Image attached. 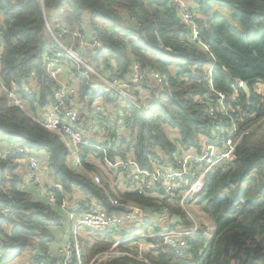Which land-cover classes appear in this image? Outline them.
Returning a JSON list of instances; mask_svg holds the SVG:
<instances>
[{
    "label": "trees",
    "instance_id": "1",
    "mask_svg": "<svg viewBox=\"0 0 264 264\" xmlns=\"http://www.w3.org/2000/svg\"><path fill=\"white\" fill-rule=\"evenodd\" d=\"M188 1L196 5L202 16L197 21L210 54L188 42L187 29L166 0H43V6L41 0L0 2V11L5 14L0 32L6 39L0 78L6 88L19 89L25 103L21 109L5 94L0 95V139L29 150L15 159L5 157L11 145L0 153L1 244L10 250L2 264H15L27 255L28 264H60V257L50 256V245L55 240L50 229L62 226V213H66L63 204L73 203L79 194L88 196L109 214L120 211L112 206L111 198L154 212L169 207L171 215L183 216L180 207L165 200L110 189L102 169L94 162L85 161L84 170L75 167L64 141L41 124L37 109L47 106L52 109L56 104L55 94L60 90V83L48 74L43 60L47 49L54 44L45 25L48 19L55 35L60 33L59 23H66L69 34L99 42L101 48L90 50L88 56L79 47L74 49L97 72L114 73L119 80L130 82L133 65L137 63L145 71L164 74L168 80L163 87L152 80L131 85L133 91H139L136 106L103 88L93 91L92 75L70 71L73 78L67 84L77 90L76 105L87 111L88 123L82 126L87 136L92 131L89 120L94 121L95 108L101 106L106 111L108 128L111 132L114 130L111 143L101 146L108 159L133 158L142 168H148L150 160L161 152L171 155L183 147L199 149L204 138L212 136L215 123L209 108L199 98H207L211 90L231 97L239 82L248 83L252 93L259 80L264 81V0ZM64 7L71 12L57 22L53 14ZM214 11L216 16H212ZM209 16L212 17L209 19ZM62 40L66 42L65 38ZM168 49L172 54L166 52ZM213 62L216 63L214 86H209L204 68ZM191 66L197 67L199 76L188 72ZM67 67L73 68V65L70 63ZM32 74L37 92L27 93L24 83ZM238 93L241 113L256 115L253 122H245L244 129L263 121L264 99L254 93L248 97L241 89ZM144 101H152L154 106L147 110L143 107ZM122 118L131 131L126 138L115 131L123 123ZM260 127L262 131L255 130L238 142L230 163L206 177L203 192L196 200L201 217L214 227L211 243H207L208 233L203 228L189 240V250L185 252L176 253L163 246L151 250L145 255L150 264H264V123ZM92 150L84 147L81 158L86 160ZM94 151L100 158L98 164L107 168L104 151ZM23 158H36L49 172L58 187H51L56 195L55 205L38 202L27 191L26 174L16 173L18 161ZM93 174L102 177L100 185L91 177ZM5 208H10L12 213L3 215ZM87 232L94 239H81L85 264L109 250L115 242L109 233ZM149 242L158 245L156 240ZM38 251L42 255L36 256ZM129 252L139 256L138 250L129 249ZM103 264L142 263L119 257Z\"/></svg>",
    "mask_w": 264,
    "mask_h": 264
},
{
    "label": "built area",
    "instance_id": "2",
    "mask_svg": "<svg viewBox=\"0 0 264 264\" xmlns=\"http://www.w3.org/2000/svg\"><path fill=\"white\" fill-rule=\"evenodd\" d=\"M169 7L176 11L179 15L181 23L187 29V39L190 44L198 47L203 53L210 54L208 45L204 43L201 37L200 26L198 21L202 16L198 13L196 5L190 3L188 0H166ZM2 4H13L16 0H0ZM43 6V0H41ZM71 9L68 7L61 8L58 12L53 14L56 21L60 22L65 19ZM217 11H214L212 16H216ZM209 16V19L210 17ZM5 20V14L0 11V26ZM46 28L51 34L54 44L47 49L44 56V63L48 74L57 82L60 83V90L55 94L56 104L52 107L46 122L41 124L50 132L59 135L64 141L69 154L72 158L75 167L84 170V162H93L94 158H99L98 153L94 150L104 151V163L107 168L121 172L123 176L127 177V182L124 183L125 189L121 192L138 193L144 195H151L156 200H165L170 205L180 207L184 212L183 216L178 214L171 215V210L166 207L160 212L158 223L153 225L146 221L148 214L144 208L139 207L133 203H123L116 199H111L112 206L118 208V214H109L107 211L97 205L94 200L89 199L84 194H79L73 203L65 202L63 209L69 216L70 228V242L60 250V264H85L84 253L81 245V238L79 231L85 229L86 231H95L99 233H109L115 239L111 248L105 252L100 253L88 264H103L112 259L119 257H127L135 259L142 264H150L145 255L151 250L159 249V246L167 247L174 250L176 253H182L189 250V240L196 236L201 229H205V234L208 233V220L201 217L200 222L194 217L188 209V205L193 201L196 203L197 198L202 194L206 177L211 174L216 168L226 166L234 159L235 148L238 142H241L245 137H249L253 131L261 129L260 125L264 120L253 124L250 128L244 129V124L247 120L253 122L256 115L246 116L241 113L239 90H243L245 82H239L233 88V95L229 97L223 92H208L207 98H199V102L207 106L210 110V116L214 120V127L212 129V136L204 138L200 148L179 149L174 151L171 155H166L164 152L159 153L155 158L149 162L148 168H142L141 165L133 158L127 160L111 161L108 159L106 151L101 147L103 144L111 143V134L114 130L108 128L106 119V111L101 106L94 110V121H92V131L89 136L83 131L80 124V115L74 95H77L75 87L66 84L61 80L63 76L68 74L69 64L73 65L69 72H76L79 75L94 74L98 80L90 85L93 89L103 88L107 93H117L119 96L128 102L138 106V93L133 91L131 85H141L152 80L160 87L167 85L168 80L164 74L157 71H145L143 68L135 63L133 65L130 82L119 80L114 73L97 74L96 70L89 67L84 62L82 55L80 56L71 48H66L65 38L66 32L71 38L79 37L77 34H69L66 23H59L61 28L59 35H55L49 26V21L46 19ZM81 44L79 46L83 55L90 53V50H98L101 48L99 42L95 39L84 40L79 37ZM6 39L2 32H0V64L5 52ZM80 52V51H79ZM167 53L172 54L171 50H166ZM92 55V54H91ZM81 57V58H80ZM175 57H179L178 54ZM216 63L211 66H205L207 69L209 86H214V70ZM76 67V68H75ZM68 69V70H67ZM197 67L191 66L188 72L191 75H197ZM64 78V77H63ZM62 78V79H63ZM248 84V83H247ZM103 85H106L103 86ZM0 90L5 94L10 102L21 109L24 108V99L19 89H9L4 86L0 78ZM24 91L27 93L37 92V83L33 78V74L29 76L24 83ZM244 91V90H243ZM258 95L264 99V81L259 80L250 95ZM228 101V102H227ZM143 107L150 110L154 105L152 101H144ZM141 108V107H139ZM123 123L116 127V134L120 137L126 138L130 135V129L125 125L124 118L121 119ZM244 130H241V128ZM237 137V138H236ZM88 138V139H87ZM219 138V139H218ZM237 139V140H236ZM208 141V142H206ZM84 147H91L94 150L87 155L86 160L81 158V151ZM29 150L20 145H11L5 152V157L11 159L17 158L18 155L28 154ZM100 161V158H99ZM41 164L36 158H30L29 166L24 178L25 186H40ZM97 184H101L102 178L96 174L91 176ZM10 180L9 176H6ZM58 188L55 184L50 186L44 185L43 194L46 202L50 205L56 204V195L53 189ZM119 190V189H118ZM184 193V196L183 194ZM154 211L151 210V214ZM190 212L189 216L187 215ZM12 213L10 208L2 210V214L8 216ZM179 216L182 220L180 224H173L172 218ZM188 220L185 222L183 220ZM2 218L0 217V264L8 256L10 250L5 249L2 240ZM5 230V229H4ZM157 230V231H156ZM128 234V236H127ZM123 237L122 240H117V237ZM156 240L158 245L149 242ZM129 249L139 251V256L135 257ZM36 264V263H32Z\"/></svg>",
    "mask_w": 264,
    "mask_h": 264
},
{
    "label": "rangeland",
    "instance_id": "3",
    "mask_svg": "<svg viewBox=\"0 0 264 264\" xmlns=\"http://www.w3.org/2000/svg\"><path fill=\"white\" fill-rule=\"evenodd\" d=\"M48 17H49L50 20L52 19V16H51L50 13H48ZM67 28H68V26H67ZM68 30H69V28H68ZM49 35L51 36L50 33H49ZM64 37H65V40H66V43H67V45L65 46L66 48H71L72 50H74L76 47H79L80 44H81V40H80L79 37H77V39L76 38H71L70 36H68V32H66V34H65ZM67 40H69V41H67ZM75 52L80 56V52L79 51H75ZM69 70H70V68H69ZM69 70H68V76H70V79H68V81H70L73 78V75L71 74V72H69ZM96 73L97 74H100L101 71L96 72ZM90 74L94 77V80L95 79L98 80V78L94 74H92V73H90ZM94 80L91 78V82H93ZM103 86L106 87V85H103ZM95 90L96 89H93V91H95ZM0 95H2V91L1 90H0ZM50 111H51V107H48V106L47 107H44V108H38L37 109V113L39 114L38 117H39V119H40L41 122L44 123V122L47 121V118H48V116L50 114ZM78 112H79V115H80V124H81V126L87 124L88 123V120H87V111L86 110H83V106L80 107V109H78ZM89 121L92 123L91 120H89ZM0 141H5V139H3V140L0 139ZM98 161H99L98 158H94L93 159L94 164L96 166H98L99 168L102 169L103 174H104L103 178L106 177V182L110 185V189H119V190L123 191L125 189L124 183L127 182V177L123 176L121 172H117V171L111 172L109 168H106L104 166L99 165L98 164ZM101 182H102V180H101ZM40 186L42 188L44 187L43 182L40 184ZM182 194L184 196V193H182ZM202 199H204V196L201 197L198 202H200ZM188 209H189V211L191 213H193L194 217L195 216L197 217V220L200 222L202 212H200V210H199V205H197L196 203H194L192 201L188 205ZM190 212H188V214H187L188 216L190 215L189 214ZM160 215H161L160 212H157V211L156 212H153L152 214H150V215L147 216L146 221L149 222V223H151V224H153V225H155V224L158 223V220L160 218ZM207 226H208L207 243H211V241L213 240L212 238L214 236V227H213V225H212L211 222H208ZM65 227H66V220H65V218H62V228L64 229ZM85 232H86L85 229H80L79 234H80V238L81 239H84V238L86 239V238H90L91 237V235L89 234V232H86V233ZM85 235H88V236H85ZM127 236H128V234H127ZM90 239L93 240L94 238H90ZM122 239H123V237H121V236H118L117 237V240H122ZM28 258L29 257L27 255V256H25V258H23L19 262H16L15 264H22L24 262V260H28Z\"/></svg>",
    "mask_w": 264,
    "mask_h": 264
},
{
    "label": "crops",
    "instance_id": "4",
    "mask_svg": "<svg viewBox=\"0 0 264 264\" xmlns=\"http://www.w3.org/2000/svg\"><path fill=\"white\" fill-rule=\"evenodd\" d=\"M64 79L63 82H65L67 84V82L70 83V81H68V79H70V76H68V74H66L65 76H63ZM68 83V84H69ZM9 145H12V143L10 142H4L1 143L0 147V153H2L4 151L5 148L9 147ZM42 158H45L43 155H41ZM42 160V159H41ZM29 159L28 158H23L20 161H18L19 165L17 166L16 169V173L18 174V176H22L26 174L27 168L29 166ZM43 162V161H42ZM41 164V170H40V178H41V183L43 182L44 185H46L47 183L53 184V179L50 177V174L48 171H45L46 168L42 167V163ZM27 191L38 201V202H42L45 203L46 202V198L43 194V188L41 186H28L26 187ZM64 216L63 218H65L66 220V227L63 229L62 226L59 228H51L50 231L52 232V234L55 237L54 242L50 245V256L58 259L60 257V250L67 245L70 242V228H71V224H70V220L68 217V214H63ZM87 232V231H86ZM85 232V233H86ZM88 236V235H85ZM30 261V257L28 258V260H24V262L22 264H28V262Z\"/></svg>",
    "mask_w": 264,
    "mask_h": 264
},
{
    "label": "water",
    "instance_id": "5",
    "mask_svg": "<svg viewBox=\"0 0 264 264\" xmlns=\"http://www.w3.org/2000/svg\"><path fill=\"white\" fill-rule=\"evenodd\" d=\"M226 47H227V45H226ZM244 84H245L244 87H243L244 92H245L247 95H250L249 85H248L247 83H244ZM145 212H146L148 215H150V213H151V209H150V208H145ZM33 213L36 214L37 211L34 210ZM181 222H182V220H181V218H180L179 216H174V217L172 218V223H173V224H180ZM35 255H36V256H40V255H42V252L38 251Z\"/></svg>",
    "mask_w": 264,
    "mask_h": 264
},
{
    "label": "clouds",
    "instance_id": "6",
    "mask_svg": "<svg viewBox=\"0 0 264 264\" xmlns=\"http://www.w3.org/2000/svg\"><path fill=\"white\" fill-rule=\"evenodd\" d=\"M151 214V213H150ZM207 247V245L204 247V248H206Z\"/></svg>",
    "mask_w": 264,
    "mask_h": 264
}]
</instances>
